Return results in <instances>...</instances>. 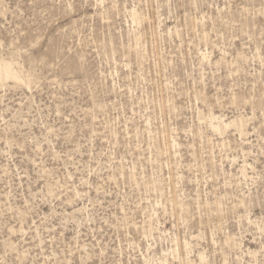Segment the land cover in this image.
Segmentation results:
<instances>
[{
	"label": "rangeland",
	"instance_id": "374dc122",
	"mask_svg": "<svg viewBox=\"0 0 264 264\" xmlns=\"http://www.w3.org/2000/svg\"><path fill=\"white\" fill-rule=\"evenodd\" d=\"M0 264H264V0H0Z\"/></svg>",
	"mask_w": 264,
	"mask_h": 264
},
{
	"label": "bare ground",
	"instance_id": "6f19581e",
	"mask_svg": "<svg viewBox=\"0 0 264 264\" xmlns=\"http://www.w3.org/2000/svg\"><path fill=\"white\" fill-rule=\"evenodd\" d=\"M12 78L19 79V75L13 70L11 64L6 61H0V79Z\"/></svg>",
	"mask_w": 264,
	"mask_h": 264
}]
</instances>
